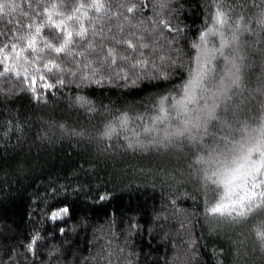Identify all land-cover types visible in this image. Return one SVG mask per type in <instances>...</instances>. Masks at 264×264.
I'll return each mask as SVG.
<instances>
[{
  "label": "trees",
  "instance_id": "1",
  "mask_svg": "<svg viewBox=\"0 0 264 264\" xmlns=\"http://www.w3.org/2000/svg\"><path fill=\"white\" fill-rule=\"evenodd\" d=\"M20 2L22 10L11 16L0 11L3 44L29 35L30 23L46 25L44 9L53 4L65 17H80L76 9L83 5L88 16L68 22L74 37L85 29V38H75L68 52L40 54L37 66L48 60L60 65L40 73L51 88L11 72L0 74V264H264L248 222L207 217L204 209L215 193L185 170L187 153L121 151L122 138L116 147L111 142L96 147L95 133L104 118L122 110L155 115V97L170 92L167 85L179 88V77H194L201 49L192 43H199L208 27L214 0H101V12L88 7L95 0ZM256 6L254 0H224L223 5L234 14ZM53 33L60 35L46 26L42 34L51 40ZM125 41L137 49H128ZM218 47V36L202 47L215 50L205 69L209 86L224 74L226 61ZM108 49L117 55L118 66L106 59ZM237 52L251 54L256 66L248 77L255 79L264 71V32H238L224 55ZM141 61L153 68L148 76V67L117 76ZM24 67L34 74V67ZM155 69L170 73L167 81L158 82L162 87L152 84ZM95 79L102 82L89 87ZM141 79L147 81L143 87H133L132 81ZM82 92L95 99L99 112L81 106L77 97ZM239 100L246 102V96ZM145 122L131 124L128 138ZM61 206L69 213L50 220V210Z\"/></svg>",
  "mask_w": 264,
  "mask_h": 264
},
{
  "label": "clouds",
  "instance_id": "2",
  "mask_svg": "<svg viewBox=\"0 0 264 264\" xmlns=\"http://www.w3.org/2000/svg\"><path fill=\"white\" fill-rule=\"evenodd\" d=\"M220 2L214 0L212 3L214 10L210 13L208 27L201 31L199 43L193 42L192 47L204 46L200 41L202 34H207L208 42L210 37L218 36L219 47L216 51L226 61L224 74L211 86L206 83L208 77L205 74L195 89L194 99L187 102V106H182L180 102L185 99V88L189 81L181 76L179 88L174 84L167 85L172 90L161 91L155 97V115L134 116L133 112L122 110L104 118L95 133L99 139L96 147L106 146L110 142L116 147L115 142L122 138L119 145L121 151L167 153L172 150L180 155L187 153L185 170L190 169L194 179L208 185L215 193V198L204 209L207 217L235 225L248 222L247 230L256 245V251L264 255V216L258 215L264 211V71L256 73L255 79L250 80L248 72L256 66L250 63L251 54L237 52L231 57L224 55L225 49L235 42L238 32H264V0H254L257 6L246 14H234L222 7L225 20L223 25L217 23V7ZM88 7L93 8V4H88ZM14 10H22L20 0L6 3L2 14L5 17L11 16ZM229 29L230 34H226ZM142 63L129 66L117 76H123L125 72L131 76L141 69L139 65ZM149 72H153L151 65L144 76H148ZM155 72L157 74L151 77L152 84L154 87H162L158 82L167 81L170 73H161L158 69ZM146 82L143 79L133 80L132 84L133 87L142 88ZM95 85L93 81L89 87ZM241 95L246 96V102L239 100ZM77 100L82 107L87 106L91 113L100 111L95 106V99L85 92L79 94ZM137 120L146 122L138 124L129 139L127 133L131 130L130 125L136 124ZM64 127L61 124V128ZM78 134L84 135L83 132ZM239 164H245L241 169V178L227 183ZM253 188L258 193L255 198L250 195ZM242 197H248L243 207L234 203ZM218 207L220 211H213Z\"/></svg>",
  "mask_w": 264,
  "mask_h": 264
},
{
  "label": "snow or ice",
  "instance_id": "3",
  "mask_svg": "<svg viewBox=\"0 0 264 264\" xmlns=\"http://www.w3.org/2000/svg\"><path fill=\"white\" fill-rule=\"evenodd\" d=\"M6 3H10V0H0V11L3 10ZM223 5L224 0H221L220 6L217 7V23L221 25H223L225 22L224 13L221 11ZM83 7L84 6L81 5L76 9L77 12H80V17H73L71 15L65 17L64 13L58 11V5L53 4L50 9H44V12L46 13V25L42 24L41 22L30 23L27 25V28L30 30L29 35L17 36L15 37V40H11L7 44H3V42H0V74L11 72L22 79H30L32 85L39 84L41 88H51L52 85L48 84L45 80V76L40 73L42 71L50 73L54 69L59 70L60 65L54 60H48L46 63H42V66H37L41 65L40 54L48 52L54 53L56 54V56H60L61 54H65L70 50L75 38H85V29L83 27L81 28V31L75 33L74 37V34L70 30L68 23L73 21L74 19L78 22L81 17L88 16L87 10L81 11ZM103 7L104 6L101 0H95V2L93 3V9L95 12H101ZM128 11L132 12V9H128ZM55 17L61 18L57 20L55 19ZM41 19L45 20L44 17H41ZM46 26L49 28L57 29L60 33L59 37H57L53 33L51 40L45 39L42 33ZM0 35H3V33H0ZM206 36L207 34H202L200 37L202 45H207L208 43ZM16 41H19L23 46H18ZM125 44L128 49L136 50L138 47L131 41H125ZM139 47H144V45H139ZM194 47L201 49V55L197 57L198 63L201 66L185 88V99L184 101L180 102L182 106L186 105L187 102L194 99L195 89L199 87L202 78L205 75V69L207 68V65L211 62L212 59H214L213 52L215 50L202 48L201 45H194ZM81 56L85 61L88 60V57L83 53H81ZM106 59L113 65L118 66L117 55L112 51V49L107 50ZM18 64L20 65V67H17ZM24 65L34 67V74L29 75L27 68H25ZM139 66L141 69L149 67L147 63H142ZM96 71V68L92 69L93 76H95ZM124 79L128 80L129 77L124 76ZM95 82L99 84L102 81L100 79H96ZM32 90L35 91L34 88ZM244 167L245 164H239L238 167L232 172L231 178L227 180V183H232L235 180L241 178V169H243ZM250 195L252 198H255L258 195V193L255 191V188L250 191ZM245 199H248V197H242L240 201H236L234 203H239L241 207H243ZM213 211H220V208L218 207ZM68 213L69 208L67 206H61L60 208L51 209L48 218L52 221H56L57 219L63 218V215H66ZM33 243H35V241H33Z\"/></svg>",
  "mask_w": 264,
  "mask_h": 264
}]
</instances>
